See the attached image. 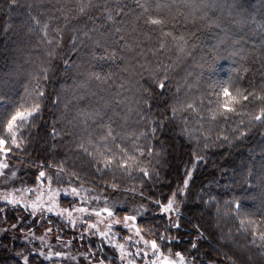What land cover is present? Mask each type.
<instances>
[{
	"label": "snow or ice",
	"instance_id": "snow-or-ice-1",
	"mask_svg": "<svg viewBox=\"0 0 264 264\" xmlns=\"http://www.w3.org/2000/svg\"><path fill=\"white\" fill-rule=\"evenodd\" d=\"M5 17L15 55L0 69V233L21 240L15 264H264V146L225 186L242 195L200 197L215 257L197 254L199 225L191 251L178 248L206 151L264 135V25L251 40L221 0H3ZM221 60L232 72L208 80ZM49 127L32 158L33 129ZM165 131L188 142L192 167L157 198Z\"/></svg>",
	"mask_w": 264,
	"mask_h": 264
},
{
	"label": "trees",
	"instance_id": "trees-1",
	"mask_svg": "<svg viewBox=\"0 0 264 264\" xmlns=\"http://www.w3.org/2000/svg\"><path fill=\"white\" fill-rule=\"evenodd\" d=\"M2 2L3 0H0V3ZM221 3L232 5L235 11H238L240 16L243 17V23L240 25L239 30L251 37V40H260L261 25H264V0H221ZM18 14L19 10L12 13V19L14 20ZM7 22V17L0 19V69H3L6 64H10L15 55L10 39L5 38L2 31ZM72 35L73 33L69 32L66 40L70 39ZM202 39L205 45L214 42L210 34L207 33H205ZM183 67L177 68L172 73L174 77L173 84L183 77ZM252 67L259 68L260 65L258 63L253 64ZM232 68L233 63L231 60L218 61L214 69L206 73V78L212 81L226 79L232 72ZM60 79L61 76L58 75L48 84L49 93H54L58 89ZM68 82L71 83L70 80ZM15 91L23 93V87L17 84ZM45 116L48 117V124L50 125L51 119L47 111L45 112ZM45 131L50 132V127L41 129L39 136H36V129H33L34 139L30 145L32 158L37 155H43L45 145L41 140L45 136ZM156 144L158 152L161 145H163L164 151L161 153L159 164L160 180L152 186V191L157 198H161L168 195L170 189H175L178 182H182L185 168L191 169L192 165L189 161L192 159V150L186 140L168 131L164 132L163 138L158 139ZM262 146H264V135L253 130L245 139L233 140L232 143H224L222 146L212 145L206 151L205 161H202L193 173V178L190 182V196L185 200L181 209L180 237L182 242L178 248H183L186 253L191 251L190 242L197 238L196 226L199 225L200 228L206 230V236L200 239V248L197 254L203 256L204 253L211 252L212 256L215 257V253L211 251L210 247V245H215V240L211 239L208 233L217 232V230L215 222L211 221L206 214L207 205L202 203L200 197L203 196L207 199L209 192L213 196L219 194L217 199L223 204L224 200L230 199L233 194H241L238 186H234L231 190L225 186L231 184L230 177L233 176L236 170L246 165L253 156L259 155ZM12 163L17 168L22 167L15 164L14 161ZM27 171L30 173L34 170L28 168ZM217 181L220 183H217ZM243 203L245 207L248 206L247 200H244ZM212 213L213 215L215 214L214 208L212 209ZM9 215L11 216L12 214L10 213ZM39 231L42 233L43 229ZM77 243L79 244V241ZM20 246L21 240H14L11 232L0 237V264H15L12 249H19ZM205 264H207L206 260Z\"/></svg>",
	"mask_w": 264,
	"mask_h": 264
},
{
	"label": "rangeland",
	"instance_id": "rangeland-1",
	"mask_svg": "<svg viewBox=\"0 0 264 264\" xmlns=\"http://www.w3.org/2000/svg\"><path fill=\"white\" fill-rule=\"evenodd\" d=\"M4 236V233H0V237Z\"/></svg>",
	"mask_w": 264,
	"mask_h": 264
}]
</instances>
